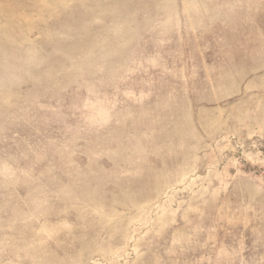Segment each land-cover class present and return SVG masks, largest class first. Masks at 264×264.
<instances>
[{"label":"rangeland","instance_id":"374dc122","mask_svg":"<svg viewBox=\"0 0 264 264\" xmlns=\"http://www.w3.org/2000/svg\"><path fill=\"white\" fill-rule=\"evenodd\" d=\"M0 264H264V0H0Z\"/></svg>","mask_w":264,"mask_h":264}]
</instances>
